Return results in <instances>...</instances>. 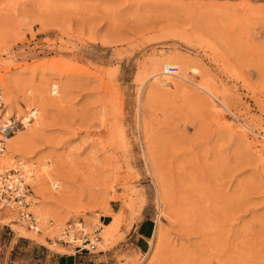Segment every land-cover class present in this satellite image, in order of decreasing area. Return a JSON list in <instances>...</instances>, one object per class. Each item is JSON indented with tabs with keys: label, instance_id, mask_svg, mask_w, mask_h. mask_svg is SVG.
<instances>
[{
	"label": "rangeland",
	"instance_id": "obj_1",
	"mask_svg": "<svg viewBox=\"0 0 264 264\" xmlns=\"http://www.w3.org/2000/svg\"><path fill=\"white\" fill-rule=\"evenodd\" d=\"M168 54L186 80L161 85ZM0 80L58 98L29 152L64 192L31 201L118 225L77 253L14 208L0 264H264V0H0Z\"/></svg>",
	"mask_w": 264,
	"mask_h": 264
},
{
	"label": "bare ground",
	"instance_id": "obj_2",
	"mask_svg": "<svg viewBox=\"0 0 264 264\" xmlns=\"http://www.w3.org/2000/svg\"><path fill=\"white\" fill-rule=\"evenodd\" d=\"M169 35L171 36V33ZM162 36L163 37H167L166 34L162 35ZM175 37L182 38V36H179V34H175ZM183 59H186V58H183ZM151 60H152V58H151ZM173 60H174L173 56L168 54V55H166L164 57L158 58L157 60H155L153 62V64L157 67V69L161 70L159 72V74H166L167 75L166 68L168 66L171 65V66L177 67L179 65L177 62H173ZM187 61L188 60H186L185 62H187ZM180 63H182V62L180 61ZM183 65H184V63L182 64V66ZM186 74L183 71L177 70V68H176V71L167 78V81H166V79L164 80V78H160L158 80L155 79V80L161 85L177 84L175 79L186 80V77H185ZM51 78L54 79L53 77H51ZM173 78H175V79H173ZM187 80H189V79H187ZM48 81H50V80H48ZM36 84H38V83H36ZM57 86H58V82L55 81V80H52V86H50V93L52 95L53 94L54 95L57 94L56 93ZM198 86H200L201 89L203 88L204 90L209 92L213 97H215L213 92H211V90L208 89L206 86L202 85V83H201V85H198ZM10 88H9L8 84L4 80H0V90L3 92L2 97H3V100H4V108L6 109V112L8 114H10V112H14V114L17 117V113L16 112H20V111H23V110L25 111L26 109H29L30 112L32 111L33 112L32 114H34V121L32 123H30V124H27L23 129L19 130V132H17L15 135H13L11 138H9L6 141L5 148H4L3 152L0 153V172H2L3 169H6L7 167L11 166L15 161H19L20 164L24 168H27L30 171V173L33 174V177H29L28 180H29V182L31 184L33 183V185H38V189H39V191L41 193L43 192V190L45 188L49 187L48 185H51L53 188H55V190L60 192L59 195L61 196L62 195L61 191H62V193L64 191H63V188L62 189L60 188V190H58L59 189L58 184H59L60 181L55 182V181H57L56 179L58 177H56V178L54 177L55 176L54 175L55 172H54V169L52 168V165H51L52 163L49 162L51 160L48 161L47 157H44L45 155H43V156L41 155L40 159H37V157L32 155L33 153L31 154L29 152V150H30V148L32 146V143H33L34 140H36V137L39 135V132H42V133L45 132V130H46L45 114L48 112V109L51 110V108H53L52 106L55 105L54 102L58 98L57 97H54V98L48 97L46 92H45V89L42 86H39V85L38 86H34V87H32L33 90H31V89L26 90L27 94H26V97L24 98L25 100L23 99L25 101V103H24L25 107H24L22 105V103H20V101H19L21 99L18 100V95L17 96H16V94L14 95V93L11 92ZM22 93H24V92H22ZM152 93H154V92H152ZM59 100H61V99H59ZM27 112H26V114H27ZM21 113H23V112H21ZM26 114H24L22 116L26 117L27 116ZM46 118H48V117H46ZM48 123H49V121H48ZM246 133H243V134H246ZM33 147H34V145H33ZM33 150H34V148H33ZM65 174H68V173H65ZM56 176H57V174H56ZM54 179H55V181H54ZM161 187H163V186H161ZM47 190H49V189H47ZM59 195H56V197L59 196ZM53 196H52V201H51V198H48V196H47V198H46V200L44 202H54L55 197L53 198ZM31 197H32V195H31ZM36 199L32 198V201L30 203V209L32 208L34 213H35V214L33 213L34 214L33 216H35L34 217L35 226H34L33 232H34V234L36 236H40L39 233H38L39 231H41L43 234L44 233L45 234H49V233L52 234V233H55L56 231H59L58 235H59V238H61L62 237V235H61L62 231L66 227L69 228V232L72 235L73 233L78 234V232L81 233L84 230H88L91 227V225L97 224V225H99L101 227V232H100L99 237L96 240V243L99 246H104L106 244V242L112 237L113 231H115V228H116V225H117V218H114V217L110 218V220H108L107 222L104 223V222L100 221L99 219H97V218H95L93 216H87L84 212L83 213H79V212L72 213V212L66 211L64 213L62 211H59V209H57V210L49 209L47 207V205L46 206L44 205V207H40V205H38ZM42 200H44V199H42ZM42 200H40V201H42ZM39 203H41V202H39ZM57 208H58V206H57ZM11 209H14V208L3 204V202H0V213L3 214L4 218H12L11 215L6 216V213L8 212V210H11ZM75 210H76V208H75ZM8 214H10V213H8ZM81 217L85 218L86 225H84L79 220V219H81ZM13 227L16 230H20V228H21L20 222L14 223ZM92 228L94 229L93 226H92ZM93 229H92V231H93ZM21 232H23V231H21ZM162 232H163V230H162L161 223H160L159 219H157V221H156V223L154 225V228L151 231V239L154 238L155 241L152 242V245H151V247L149 249L150 250L149 252H151V249L153 248L154 244L159 241ZM23 233H25V232H23ZM98 233H99V231H98ZM35 235H33V236L28 235V236L31 237V238H34ZM42 243H44V241ZM147 264H151V263H147Z\"/></svg>",
	"mask_w": 264,
	"mask_h": 264
},
{
	"label": "built area",
	"instance_id": "obj_3",
	"mask_svg": "<svg viewBox=\"0 0 264 264\" xmlns=\"http://www.w3.org/2000/svg\"><path fill=\"white\" fill-rule=\"evenodd\" d=\"M166 71L167 75H171L176 71V67L170 65L166 68ZM32 113V111L27 112L26 117H16L15 114H8L4 108V100L0 92V153L3 152L5 143L9 138L33 121L34 114ZM29 177H33V174L27 168H24L19 161H15L11 166L3 169L0 172V202L15 208L18 220L27 229L33 231L35 219L33 213L29 210L33 190L32 184L28 180ZM98 231L99 228L96 227L91 233L82 232L71 235L69 228L66 227L62 231V237L58 240L64 244L73 245L77 253L89 252L95 249Z\"/></svg>",
	"mask_w": 264,
	"mask_h": 264
},
{
	"label": "crops",
	"instance_id": "obj_4",
	"mask_svg": "<svg viewBox=\"0 0 264 264\" xmlns=\"http://www.w3.org/2000/svg\"><path fill=\"white\" fill-rule=\"evenodd\" d=\"M7 229H9V232L8 233H11L12 230H10V228H7L6 226H2L0 227V242L2 241H9L11 243H16V240H14V238H10V240L5 237V232L7 233ZM32 239V238H31ZM84 261H80V258L78 257H73V258H70V260H66V261H63L61 262V264H86V263H83Z\"/></svg>",
	"mask_w": 264,
	"mask_h": 264
}]
</instances>
